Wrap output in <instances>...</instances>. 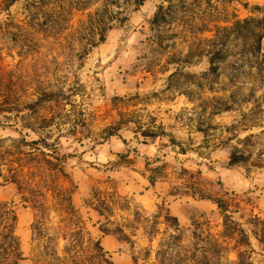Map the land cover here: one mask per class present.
<instances>
[{"label":"rangeland","instance_id":"374dc122","mask_svg":"<svg viewBox=\"0 0 264 264\" xmlns=\"http://www.w3.org/2000/svg\"><path fill=\"white\" fill-rule=\"evenodd\" d=\"M27 1L0 0V96L19 106L0 111V200L16 215L19 264H236L238 251L264 264V61L234 25L212 29L264 16V0H172L161 42L150 19L167 0L45 2L61 14L44 31ZM103 2L127 19L84 47L86 13ZM42 86L65 94L30 113ZM42 137L67 157L25 144ZM234 148L248 158L229 164ZM218 199L243 235L225 229Z\"/></svg>","mask_w":264,"mask_h":264},{"label":"trees","instance_id":"16d2710c","mask_svg":"<svg viewBox=\"0 0 264 264\" xmlns=\"http://www.w3.org/2000/svg\"><path fill=\"white\" fill-rule=\"evenodd\" d=\"M17 0H6L5 5L9 7ZM53 0H28L25 5V14L27 18L34 20L35 23L31 26V29L36 31L38 30H45L44 26H42L43 20L49 17L54 16L57 18L61 13L57 12L56 10L52 12L51 9L45 7V2H50ZM54 1H61V0H54ZM73 7L75 9H85L87 8V2L85 0H71ZM136 5H140L144 0H131ZM112 4V3H111ZM173 1L167 0V4L160 3L157 5L151 19L150 24L152 26L153 33L151 37L154 41L161 42V32H164L162 26L170 21L173 13ZM86 27L90 30L84 42L85 46H94L99 42L104 41L105 34L108 30L123 24V22L127 19V15L119 10H113L106 2H103L101 6L94 9L93 13L87 12L86 13ZM63 19V15L61 17ZM234 25V29L241 38L244 39V44L246 45L249 43L250 52L252 54H256L260 56L261 60L264 61V16L255 17V16H248L241 19H236L231 25H221V24H212V29H214V37L221 32H225V30L230 29ZM17 27L22 28L20 24H16ZM231 26V27H230ZM204 29V28H203ZM208 28H205L207 30ZM93 31L95 32V37L93 38ZM82 39V38H81ZM212 40V39H211ZM210 40V41H211ZM82 41V40H81ZM217 42L213 41V44L216 45ZM225 43V40L218 42L219 46H214L210 50V56L208 57L209 63L212 64L216 58H223L225 54L222 52V47ZM35 44H32V46ZM31 48V46H27ZM260 61V65L262 63ZM212 69H215V66H211ZM65 94V92L60 87H37L35 90V97L27 101L23 104V107L27 109L30 113L38 111L41 107L44 106L45 103H53L54 105L58 104L60 98ZM264 96V91H263ZM17 102L8 103L7 99L5 98L4 94L0 96V111H10L18 109ZM54 114L48 117L49 119H53ZM46 121V122H47ZM144 135H148L150 138H155L157 133L143 130ZM110 135L113 134L112 132L109 133ZM51 149L50 151H55L53 156L55 158L60 157L61 159L66 158V154H58L59 151L57 146L52 142H48L45 137L32 139L25 144L31 145V147H37L39 142ZM43 151V150H42ZM248 158V155L243 154L242 152H238L237 148H234L229 153V164H236L241 161H244ZM0 177L1 169H0ZM5 182L8 180H4ZM4 181L0 180V186L3 184ZM15 181V180H11ZM16 182V181H15ZM217 206L221 208L222 215H223V224L225 229L233 230L236 229L242 235L244 234L243 228L239 226V224L232 219L230 214L226 213V205L222 200H216ZM174 224H177V219L175 216H170ZM258 221H262L264 223V218L259 219ZM233 226H232V225ZM103 233H108L107 230H102ZM95 246L98 250H102L99 241L96 240L94 242ZM237 263L236 264H244L243 261V252H237ZM22 259L20 248H19V239L16 234V215L12 209H10L7 204L0 200V264H19V261ZM109 264H114L111 260H107Z\"/></svg>","mask_w":264,"mask_h":264},{"label":"crops","instance_id":"0c3cea01","mask_svg":"<svg viewBox=\"0 0 264 264\" xmlns=\"http://www.w3.org/2000/svg\"><path fill=\"white\" fill-rule=\"evenodd\" d=\"M101 243L103 244V245H105V243L108 245L107 247H108V250L109 251H112V250H114V249H116L117 248V246H118V244H117V242L114 240V238H112L111 236H109V235H105V236H103V237H101Z\"/></svg>","mask_w":264,"mask_h":264}]
</instances>
